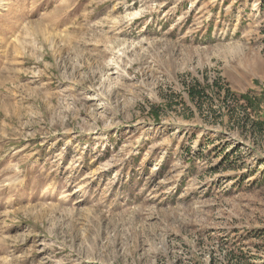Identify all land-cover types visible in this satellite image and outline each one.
<instances>
[{
	"label": "rangeland",
	"instance_id": "obj_1",
	"mask_svg": "<svg viewBox=\"0 0 264 264\" xmlns=\"http://www.w3.org/2000/svg\"><path fill=\"white\" fill-rule=\"evenodd\" d=\"M247 93L264 0H0V264H264Z\"/></svg>",
	"mask_w": 264,
	"mask_h": 264
},
{
	"label": "trees",
	"instance_id": "obj_2",
	"mask_svg": "<svg viewBox=\"0 0 264 264\" xmlns=\"http://www.w3.org/2000/svg\"><path fill=\"white\" fill-rule=\"evenodd\" d=\"M206 92V88L198 89V88H190L189 97L195 100L197 97L202 96ZM241 98L246 102L247 106L250 109L256 110L257 107H260L261 103L264 100V93L261 94H243Z\"/></svg>",
	"mask_w": 264,
	"mask_h": 264
}]
</instances>
